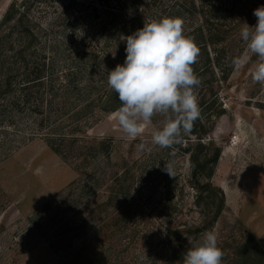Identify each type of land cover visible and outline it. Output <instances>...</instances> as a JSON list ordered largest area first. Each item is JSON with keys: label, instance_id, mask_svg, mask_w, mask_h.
<instances>
[{"label": "rangeland", "instance_id": "rangeland-1", "mask_svg": "<svg viewBox=\"0 0 264 264\" xmlns=\"http://www.w3.org/2000/svg\"><path fill=\"white\" fill-rule=\"evenodd\" d=\"M13 1L0 0V23ZM29 1L36 33L52 30L50 40L58 37L66 49L89 40L112 57L121 38L145 22L180 17L184 33L191 32L201 22L202 4L227 0H49L54 7ZM193 1L198 12L190 13ZM262 5L264 0H249L227 21L233 27L228 47L238 56L245 50L240 29L256 24L253 12ZM94 6L100 12L95 18ZM107 31L113 38L105 46L100 41ZM255 59L234 68L226 82L212 83L213 92L199 105L201 123L212 126L205 140L222 150L211 179L215 187L201 195L191 178V156L199 149L187 138L196 136L172 148L153 145L160 116L136 139L120 130L116 110H100L97 102L72 122L76 130L67 140L68 121L61 135L36 131L27 118L0 121V264H167L174 248L183 257L208 230L218 236L222 264H243L236 254L245 241L264 246V87L251 80ZM200 81L198 103L211 87ZM107 91L95 99H105ZM165 162L174 176L162 170Z\"/></svg>", "mask_w": 264, "mask_h": 264}, {"label": "trees", "instance_id": "trees-1", "mask_svg": "<svg viewBox=\"0 0 264 264\" xmlns=\"http://www.w3.org/2000/svg\"><path fill=\"white\" fill-rule=\"evenodd\" d=\"M39 1L50 4L49 0ZM248 1L227 0L210 7L202 4L201 22L191 32L184 33L193 37L200 48L198 60L193 65L194 72L211 86L205 93H200L199 105L208 92H213L212 83L226 82L234 69L231 60L238 54L228 47L233 27L230 25V28L227 21L238 12L241 4ZM49 7H54V3ZM31 9L29 0H14L0 23V121L9 118L14 123L27 118L36 131L48 128L51 133L60 131V135L66 130L64 121H68L72 130L63 135L67 140L74 137L70 133L76 130L73 124L93 111L94 102L100 110L107 112L120 107L117 94L107 87V79L109 71L124 63L126 40L121 38L118 47L111 51L112 57L110 51L99 49L89 40H81L78 48L68 50L58 37L50 40L52 30L35 32L34 21L29 16ZM194 11L198 12V9L193 1L189 12ZM42 12L45 19L50 17L49 9ZM99 14V9L94 6L92 16L95 18ZM105 29L103 25L102 31ZM110 34L108 31L104 33L105 37L100 41L102 45L106 46L108 39L113 38ZM66 50L71 54H65ZM105 88L108 90L105 99L96 100L95 95ZM223 112L221 109L215 116L219 117ZM58 119L61 121L57 123ZM211 127L207 129L197 119L190 133L196 137H187L189 146L196 142L199 149L198 155L191 156L194 163L191 178L200 195L215 187L211 179L222 153L213 140H205ZM219 213L213 221L217 220ZM171 232L177 234L176 230ZM236 255L243 264H256L257 261L264 264V246L254 238L245 241ZM182 258L181 252L174 248L165 263L173 264Z\"/></svg>", "mask_w": 264, "mask_h": 264}, {"label": "clouds", "instance_id": "clouds-1", "mask_svg": "<svg viewBox=\"0 0 264 264\" xmlns=\"http://www.w3.org/2000/svg\"><path fill=\"white\" fill-rule=\"evenodd\" d=\"M253 14L256 24L243 23L240 29L245 50L233 57L231 63L239 70L255 57L251 80L264 87V5ZM125 40L124 63L109 71L107 79L108 87L120 101L113 114L115 121L128 138L136 139L153 117L160 116L162 123L152 129L151 143L172 148L182 143L201 116L195 92L201 81L193 69L200 48L193 37L184 34L180 17L145 22ZM162 170L174 176L169 162L164 163ZM223 257L216 232L208 230L184 253L182 264H222Z\"/></svg>", "mask_w": 264, "mask_h": 264}]
</instances>
